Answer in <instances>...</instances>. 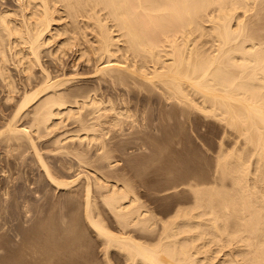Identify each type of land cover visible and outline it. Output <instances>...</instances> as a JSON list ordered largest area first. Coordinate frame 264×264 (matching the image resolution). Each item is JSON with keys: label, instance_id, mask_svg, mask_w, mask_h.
<instances>
[{"label": "bare ground", "instance_id": "1", "mask_svg": "<svg viewBox=\"0 0 264 264\" xmlns=\"http://www.w3.org/2000/svg\"><path fill=\"white\" fill-rule=\"evenodd\" d=\"M17 2L21 9L19 18L15 10H0V76L6 87L5 100L17 98L12 105L14 113L6 125L0 127V135L8 136L5 137L8 140L29 143L35 155H38L37 161L45 170L47 182L53 188L70 190L72 184L78 182L79 176L72 180L68 178L70 181L56 177L49 169V162L47 164L39 153L32 133L52 136L68 121L77 126L75 131L70 126V130H65V126V131L54 134L50 142L61 148H64V143L70 147L81 146V151L74 150L79 159L87 154L91 145L95 147L96 144L99 152H94L97 158L105 161L109 158V151H105L107 146L104 136L110 128L105 126L106 123L114 128H125L124 117H133L137 127L133 126L137 130L139 127L141 130H158L159 123L156 125V120L153 122V114L152 122H144L146 113L143 115V111L138 110L145 107V95L142 97L144 102L139 97L143 106L139 105L137 109L142 114L134 113L139 115V120L132 114L135 109L131 111L136 105L131 104L133 107H130L129 104L134 98L136 101L134 96L139 92L131 100L129 95L122 93L121 88L120 93L113 92V96L110 93L112 86L128 87L124 91H130L129 88L154 91V97L159 98L152 102L160 99L172 103L173 108L185 114L188 123L191 113L199 110L204 116L223 123L226 127L223 137L229 130L235 135V142L228 150L224 148L226 144L220 141L222 145L218 149L211 180L195 182L188 178L185 184L180 183L188 188L190 195L193 192L190 196L192 200L188 198L190 203L188 199L185 200L189 203L185 206L183 202H180L183 206L176 205L178 207H175L172 216L169 215L170 219L162 218V224L158 216L159 225L155 223L153 209H145L147 205L140 203L141 198L127 183H118L117 178L113 180L115 178H109L106 173H103L106 176L102 175L103 169L99 170L101 174L97 168L91 174H86L84 182L77 185L78 189L73 193L82 196L83 209L79 213L83 212L89 227L95 230L99 240L100 237L103 240L105 246L102 247V257L105 256V264L113 263L110 257L115 258V254L112 251L120 254L124 264H264V39L260 40L258 35V40L255 35L257 31L254 30L257 26H254L257 24L255 22L259 21L257 18L263 12L264 0ZM63 14L67 21L62 19ZM260 30L264 33L263 28ZM6 48L15 56V65L24 77L22 89L16 85L5 64ZM68 49L75 51L71 69L79 66L83 70L91 66L93 69L90 67V70L93 71L89 72L87 68L89 73L80 72L78 67V72L67 73L65 56L68 55ZM45 56L50 58L49 62V59L44 60ZM82 81H89V84L92 82V85L83 83L86 86L83 89L82 85L79 86ZM18 92L19 97H14ZM154 97L152 95V99ZM153 109L152 112L157 113V106L154 105ZM23 115L28 117L27 122L18 124ZM120 128V132L127 131ZM139 137L138 140L134 139L141 143L144 136L140 137L141 140ZM169 139L172 140L171 137ZM175 139V142L181 143V140L178 141L180 137ZM63 153L67 154L66 151ZM106 164L102 165L105 169ZM94 185L107 209L103 207L104 214L109 211L119 226L118 231L114 229L117 232L110 230L105 221L101 220L103 212L102 216L97 212V201L100 199L93 196ZM156 224L160 228L156 226V229ZM137 231L148 232L150 236L143 239L142 234L141 237L136 234ZM43 246V252L44 247L48 250L47 256L40 257L37 263L50 264L57 256L53 255L61 250V244L54 254L49 253L51 246ZM221 253L222 257L219 255ZM215 259L219 261L215 263ZM114 263L118 264L117 261Z\"/></svg>", "mask_w": 264, "mask_h": 264}, {"label": "rangeland", "instance_id": "2", "mask_svg": "<svg viewBox=\"0 0 264 264\" xmlns=\"http://www.w3.org/2000/svg\"><path fill=\"white\" fill-rule=\"evenodd\" d=\"M18 5L19 3L17 2V0L16 1L15 0H0V10H5V9H12L13 11L15 10L16 12L15 11L14 12L16 13V16L19 18L21 14V9H19L20 6ZM262 10L263 12L260 13L261 16L257 18L259 21H256L255 23L257 24H254V26L257 25L254 27V30L258 32V33L255 32V35L257 36L258 40H259V36H260V40L264 39L263 37L264 33H262V30H260L263 28V32H264V15H263L264 14V3H263ZM63 16L64 18L62 17V19H65L66 16L64 14ZM66 19L65 21L68 20ZM65 21L62 20V22H65ZM256 27L258 30L256 29ZM4 37H6V35H4ZM74 53L75 51H73V49H70V50L68 49V55H66L67 57L65 56V58L67 59V60L65 59L66 72L67 73L69 72L70 74L74 73V71L78 72V70H80V72L81 71L86 72L87 68H89L88 69L89 72L90 71L92 72L93 70H90V69L91 68L93 69V67L91 66L85 67V69L83 70L82 68L80 69L79 66H76L75 68L76 70L73 68L71 69L72 66L70 65L72 64L71 61H73L72 59L75 56ZM6 54H7V58H6L5 64L7 65L10 71V74L15 79L16 85H18V87L22 89L21 82L24 80V77L22 73L18 70V67L15 65L16 58L15 56L12 55V53L10 52L8 48H6ZM44 60H48L49 62L50 58L45 56ZM80 83L81 82H79V86L80 87L83 86V89L85 86L84 84L86 83H88L86 84L88 86L92 85V82L91 84H89L90 83L89 81L87 82L82 81V83L81 84ZM118 86L119 85L115 86L116 89L113 86L110 87V93H112L113 96H115L114 94H118L117 91L120 93V88H121L122 93L127 92L126 94L124 93V95L125 96L129 95L128 98L133 97L134 95H136L135 93L139 92L136 96H134L137 98L136 101L134 100L135 98L133 97L134 99L131 98V100L133 99L134 103H132L133 100L130 101L131 103H129L130 107L132 105L134 106L136 105V108L133 106H132L133 108H131V111L132 109H135V112L133 110L132 114L140 113L139 115H141L143 113L144 115L146 113L144 116L145 117L144 122H149V123L152 122V117L154 116L155 118H153V122L156 120L155 124L158 125L159 123V125L157 128L158 129L157 131L151 130L150 128L146 130H141L139 126L137 130L134 127L136 125L134 123H137V122H135L133 117H128V118L124 117L123 122H124V125H126L125 128L124 127L120 128L118 126L117 128H114V127H111V125L108 126V123L104 121V123L107 124V125L105 124V126L107 128L110 127L108 128V133L104 136L105 137L104 143L106 144L105 146H107L106 148L108 150H106L105 146L104 148L106 152L109 151L108 159L112 163L108 161V159L106 160L109 163L106 160L104 161L102 159L97 158L96 153L99 151L96 150V148L98 147L95 144L96 142L93 143L95 144V147L94 145H91L93 146V147L91 146L89 147L91 150H89L88 148L87 154L81 157V159L78 158L79 156H77L75 152V151H81V146H78L77 147L78 149H77L76 146L70 147L71 145H68V143H64L63 144L64 148H61L60 146L58 147H60V149L63 152L66 151L67 154L60 152L61 150L56 145H54V143L52 144L50 142L51 140L49 139H52V136H54V134H58V132L60 133L67 129L68 130L72 129L73 131H75L77 126L75 124H71L68 121L65 123L64 126H61L60 128H58L52 136L49 134V136L51 137H49L48 135H41V134L39 135V133H38L39 135L38 136L37 134L34 135L35 133H32L33 138H35L36 145L39 148L38 149L39 153L42 155V157H44L43 159L47 164L49 162L51 167L50 166L48 167H50L49 169L50 171H52L53 174L54 173L56 174V177H59V179L65 178L64 180L67 179L68 181H70L79 176L78 182L75 181L72 184L73 188L71 187L70 190H57L53 188L54 186L52 185L50 186V184L47 182V179H46L47 177L45 175L46 173H45L43 166L39 164L40 161L39 162L37 161V159H39L37 158L38 155L37 154H36L37 156L35 155L34 150L33 148L31 149V146L29 143H27L26 141L24 142H26L27 144L24 142L17 141L18 142L17 144L16 140L15 141L14 139L8 140L7 139L8 136L4 135V137H1L2 135H0V207L2 206V208H0V214L6 215V217L2 215L0 216V227L2 226L4 227V228H0V264H38L37 260L40 259V257L44 255L45 257L47 256L48 252L46 251L48 250H46V247L44 246H47L49 243H50L49 246H51L49 253H52V254L56 253L57 250H59V245L61 244L60 246L61 250H59L61 252L59 253L58 251L56 254L53 255V256L57 255L56 257H54L56 262L55 260H53L50 264H53L54 262L56 264H59V263L61 264V262L62 264H88V263L89 264H96V263L105 264V259H104L105 256H103L104 258L102 257V255H104L103 254L104 249L102 247L105 246L103 245L104 244L103 240H101L102 239L101 237L99 240L98 239L99 237H97L98 234L95 232V230L89 227V224L86 222L83 216V212L81 213L82 215L79 213L83 209V205L81 206L83 202L82 196L76 193H73L75 189L77 190L78 186L82 184L81 182H84L83 180H85L86 174H91L93 169L97 168L96 170L98 172L99 170L101 171V169H103L101 172L102 175L104 176L108 175L110 176L109 178L111 177L115 178L113 180H116L117 178L118 183H122V184L127 183L128 186H131L130 188H132V190L134 189L136 192L134 190L133 191L137 194V196L141 198V202H140V199H139V202L141 204L147 205L145 209H149L150 211H151V208L153 209L152 212L155 214H153L152 212L151 213L153 215H156L155 216L156 220H155V217H154V220H155V223L157 224L159 221H161V224H162L163 217L166 219L167 218L170 219L169 215L172 216V214L174 213L175 207L176 208L178 207L176 205L185 206L191 202L192 200L191 197H192L193 192L189 189L192 192L190 195L189 194L190 192L187 190L188 188L185 185H184L185 187L182 186L183 184H185L184 182H186L188 178L192 179V181H195V182L196 180L199 182L201 181L203 182L206 179L207 180L205 182H208L209 180L212 179L211 176L214 174L213 173L215 169L214 163L217 162L216 156L218 154V149H220L222 145L220 144V141L222 140V142L226 144L224 145L225 150L230 149L235 142V135L233 134L234 135L233 136L230 133L229 129H228L229 132L227 131L228 132L227 135L223 137L226 127L223 125V123H221V121L216 120L215 118H212L210 116L208 117L207 115L204 116L205 114H203V112L201 113V111L194 109L195 111L191 113L190 115L191 120L188 123L187 122L188 120H186L185 118V114L181 113L178 109L176 110V108H173L172 103H168L163 100L160 101V99H157L159 101L155 102L156 101L155 99L159 97L158 96L154 97L155 95L154 91L149 92V90H146L145 91L146 93H145L144 91H141V90L138 91V89L135 90L134 88L132 89L129 88L130 91L132 90L131 91L132 93H131L129 90L124 91L125 89H128V87L126 88V86H123V85H121V87H118ZM133 89H134V92H133ZM140 91L143 92V94ZM20 92L15 93L14 97L18 95ZM113 92H116V93L113 94ZM148 92L150 95L148 94ZM128 93L132 94V96H130V94ZM151 93L154 99H152ZM143 95H145L144 97H147V100L146 98L145 100L143 99L144 98ZM5 96H6V87H5L3 79L0 76V127L1 128H3L6 125L7 120H9L12 117L14 113L13 111L14 109L12 105L17 100V98L15 97L11 100L6 101ZM17 97H19V95ZM139 97L140 98L143 97L142 101L144 100L147 102L149 100L148 101L149 103L145 102V105H144L145 109L139 108L140 107L139 105H142L144 102V101L141 102L139 100ZM151 100L152 101L155 100V101L152 102ZM157 103L158 104L160 103V105H158ZM165 103L167 105H165ZM146 104H149V105H146ZM170 104L172 106H170ZM154 105L155 107L157 106V109H156L157 113L152 112L154 110L153 109ZM171 107L174 110H172ZM137 109L142 110L143 112L141 111L142 112L141 113ZM158 112H160L161 116L160 114L158 115ZM136 115H135V118L137 119L139 118L140 120L139 115L138 114ZM23 116L24 117H21L20 121H18V124L23 125L27 122L28 117L25 115ZM132 119L133 121H131L130 123V120ZM124 120H127V122H125ZM130 124L131 126L134 125L133 126L134 129L131 128ZM65 126H66V129H65ZM69 126L72 128H70ZM61 128L63 129L61 130ZM119 128L120 130L121 129L127 130L126 131L127 133L123 130L122 131L125 132V134L122 131L120 132ZM133 130H135V132ZM138 131L139 133H137ZM40 133H43V131H41ZM44 133L46 132L44 131ZM120 133H122V135ZM138 135H140V137L144 136V138L146 136L145 138L146 140H147V137L149 139L151 137L152 138L149 141H146L143 138L141 143H143L144 145H141L140 141H136L138 140V137H139ZM41 136H45L46 138L45 137L43 138ZM47 136L49 138H47ZM124 136H125V139H124ZM169 137H171L172 140L174 139L173 142L177 140L175 139L176 137L178 138L180 137L178 141L181 140V143L177 141L173 143L172 140L170 139L167 140V138ZM46 139L49 141H47ZM143 140L146 142H144ZM66 148H68L69 150ZM70 149L72 150L70 151ZM72 151L75 154H73ZM90 153L93 155H91ZM94 154H96L95 155L96 158L94 157ZM85 158H87L88 160L86 159L85 161ZM59 160L62 161L61 162L62 164L60 163ZM100 160L102 164L100 163ZM83 161H85V163ZM74 163L76 165H74ZM104 164H106L109 167L105 166L106 167L105 169L104 167H102V165ZM66 166L69 168H67ZM76 166L79 168H77ZM84 166H88L89 168L84 167ZM57 167H59L58 168L59 170L57 169ZM80 167L83 172L81 171ZM70 168H73V169L71 170ZM69 169L72 172L69 171ZM74 169H77V170H74ZM76 171H78V173ZM73 173L74 174L76 173V175L77 174L78 175L77 176L73 175ZM81 173L84 175H82ZM103 173H106V175ZM69 174H72V176ZM80 176L83 179H81ZM68 178H70V180ZM118 178H120V180ZM45 181H46V184H45ZM119 181H122V182H119ZM180 183H183V184L180 185ZM95 186L96 185H94L93 187V191L96 193L93 192V196L101 200L100 202V200L97 201L98 199H95L97 202H99L98 204L99 207H98L97 212L100 213L101 215V211L105 212V210L107 211V209L105 205L103 206L102 198H100L101 197L100 194H97L99 193V191L97 187ZM94 188H96V190ZM96 195L99 197H97ZM188 198L191 200L189 201ZM1 199H3L4 201ZM187 199L189 203L185 201ZM79 200L81 202H79ZM19 201L21 202L19 203ZM180 202L181 203L183 202L182 203L183 205ZM100 204L102 205V208L100 207L101 206ZM146 205H144V207ZM3 207L4 208L7 207L8 210L7 208L4 209ZM103 207L105 210L103 209ZM4 210H6L7 212ZM104 212H103L104 217H102L101 220L105 221L104 223L109 226L108 228L110 230L117 232L119 230L118 228L119 226L116 222H114L116 220L114 218H111L113 216L111 215L109 211L107 212L108 214H104ZM77 214H79L80 216L79 215L77 216ZM107 216H110V218ZM158 216L161 217L159 221H157ZM153 221L152 223H154ZM157 224L155 225V227L158 226L160 222L158 225ZM153 226L154 225L152 224V227ZM158 228L160 227L158 226ZM12 229L14 230L12 231ZM114 229H116L117 231ZM14 232L21 234V235L15 234ZM139 232L137 231L136 234L138 233V235H140L139 237L143 235L142 236L143 239H145L147 235L150 236L149 235L150 233L148 232H145V231L140 232V233ZM16 235L18 237H16ZM13 236L15 240L13 239ZM41 245L42 246L44 245L43 246L45 248L44 252H43V249L41 248ZM55 245L58 247H56ZM32 246L33 248H31ZM53 246L56 249H54ZM34 248H36L37 251H35ZM39 249L42 250L43 254L41 250ZM112 253H114L115 255L116 254L118 255V256L114 255L113 257L115 258H112V256L110 257L111 260H113L112 264H115L114 262L116 261L118 262V264L119 263L122 264L123 261L121 260V257H119L120 254L117 251H114V252L112 251ZM219 255L221 256L222 253ZM220 256H218L219 260L221 259L223 255L221 257ZM119 259L120 261H118ZM215 260H214L215 263L219 261V260H216V261Z\"/></svg>", "mask_w": 264, "mask_h": 264}]
</instances>
